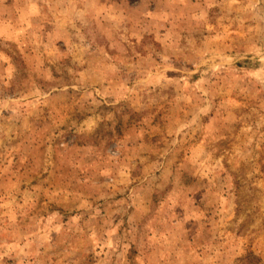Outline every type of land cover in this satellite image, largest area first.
<instances>
[{"label":"rangeland","instance_id":"rangeland-1","mask_svg":"<svg viewBox=\"0 0 264 264\" xmlns=\"http://www.w3.org/2000/svg\"><path fill=\"white\" fill-rule=\"evenodd\" d=\"M0 264H264V0H0Z\"/></svg>","mask_w":264,"mask_h":264}]
</instances>
